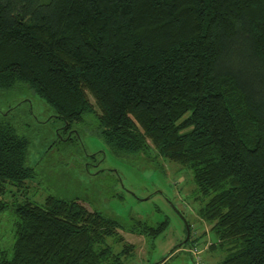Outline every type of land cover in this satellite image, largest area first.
Listing matches in <instances>:
<instances>
[{"label": "trees", "instance_id": "obj_1", "mask_svg": "<svg viewBox=\"0 0 264 264\" xmlns=\"http://www.w3.org/2000/svg\"><path fill=\"white\" fill-rule=\"evenodd\" d=\"M17 88L66 132L93 126L116 157L148 156L151 144L188 169L196 198H208L207 250L224 254L219 264H264V0H0V92ZM30 145L0 118V214L16 218L0 264H123L136 248L120 230L167 229L123 227L78 198L6 200L34 179ZM187 227L178 248L204 264Z\"/></svg>", "mask_w": 264, "mask_h": 264}, {"label": "rangeland", "instance_id": "obj_2", "mask_svg": "<svg viewBox=\"0 0 264 264\" xmlns=\"http://www.w3.org/2000/svg\"><path fill=\"white\" fill-rule=\"evenodd\" d=\"M55 116L44 100L26 89L0 92V118L30 139L27 164L35 174L24 190L8 187L6 200L42 204L49 195L78 198L89 211L113 218L123 227L135 219L153 226L168 222L156 239L120 230L124 242L136 248L123 264H193L188 247L178 248L187 238L189 223L191 239L199 240L195 259L219 264L224 254L207 250L215 237L198 215L208 198H196L188 169L165 162L151 144L148 156L116 157L93 134V126H74L66 132ZM15 221L11 210L0 214V247L7 258L12 254ZM107 243L115 252L123 246L110 238ZM174 248L178 249L170 254Z\"/></svg>", "mask_w": 264, "mask_h": 264}, {"label": "water", "instance_id": "obj_3", "mask_svg": "<svg viewBox=\"0 0 264 264\" xmlns=\"http://www.w3.org/2000/svg\"><path fill=\"white\" fill-rule=\"evenodd\" d=\"M186 228H187V237H188L189 230H188V227H187V223H186Z\"/></svg>", "mask_w": 264, "mask_h": 264}]
</instances>
